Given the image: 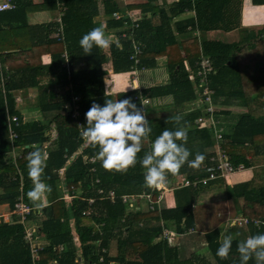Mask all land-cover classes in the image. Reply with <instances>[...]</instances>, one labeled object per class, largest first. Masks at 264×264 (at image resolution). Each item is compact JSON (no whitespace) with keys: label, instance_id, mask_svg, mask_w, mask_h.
Here are the masks:
<instances>
[{"label":"trees","instance_id":"16d2710c","mask_svg":"<svg viewBox=\"0 0 264 264\" xmlns=\"http://www.w3.org/2000/svg\"><path fill=\"white\" fill-rule=\"evenodd\" d=\"M64 1V41L46 39L54 34V25L31 27L27 22L30 13L55 8L56 0H45L41 4L33 0H17V9L0 12V61L8 67L7 72H0V205L9 204L14 210L17 203L24 202L32 207L27 226L30 222L35 224V236L41 235L47 242L33 252L26 239V225L1 221L0 264H194L190 258L182 259L187 248L183 239L195 226L197 198L201 190L212 186L211 182L197 188L175 189L177 205L174 209L154 207L151 210L145 199H142V205H136L140 198L152 191V187L143 183L144 170L139 161L122 171L105 170L98 159L94 163H85L77 156L72 161L82 138L77 121L65 105L71 103L74 96L79 97L80 121L86 126L85 112L92 103L103 105L105 99H116L105 95V63L112 60L114 71L120 73L156 68V59L165 57L168 81L144 90V96L151 95L153 100L170 97L175 107L185 108L187 104L199 103L200 95L208 88L213 93L216 109L211 115L205 105L199 103L193 111L179 115V122L175 118L161 120L155 129H151L147 139L142 140L141 149L150 150L152 140L164 128L183 127L187 137L178 143H184L189 150V159L197 152L203 153L204 160L208 159L216 141L211 131L216 127H199L197 120L203 117L223 129L224 142L232 138L243 148L245 144L264 137V27L258 32H249L248 29L239 32L243 0H179L170 6H166V2L156 6L158 0H147L144 4L129 7L140 9L139 20L126 17L103 23L104 32L116 30L117 41L110 43V55L105 48L96 46L85 53L78 41L91 28L102 24L94 21L100 14L98 0ZM102 2L106 14L121 11L117 0ZM253 2L264 5V0ZM189 13H192L191 17L175 22L178 17ZM65 46L69 64L83 60L86 69L74 71V66L70 65L71 76H68L63 56ZM135 46L143 49L138 57L139 65L130 59ZM44 52L51 54L50 65H42ZM19 60L24 63L20 64ZM205 60H209L212 70L206 75V81H202L198 72L203 71L200 64ZM46 75L52 76L48 82H44ZM122 76H115L119 86L118 78ZM106 83H111V77H106ZM66 85L69 89L57 95V86L64 89ZM26 89L40 91L38 109L43 119L25 123L17 110L14 93ZM132 99L133 96L130 98L133 102ZM135 104L143 111L141 103ZM238 104L247 112L234 113L232 108ZM232 124L231 131L229 126ZM54 128L56 138L51 136ZM45 145L41 179L48 186L46 191L50 202L47 205L32 202L25 196L32 184L27 175L26 154L35 148L42 151ZM235 146L226 147L231 154L227 160L233 170L225 176L220 171L214 183L225 182L240 164L249 168L250 163L257 162L256 152L249 160L235 154L238 148ZM12 149L17 153L13 158L9 156ZM96 151L89 144L83 153L95 158ZM261 164L255 170L253 181L226 187L229 199H244L242 216L248 219L249 229L241 233L243 239L264 233V163ZM200 165L193 168L185 163L176 172L168 173L165 180L169 179V183L177 188L183 180L201 179L205 174ZM91 168L95 170L91 172ZM62 178L68 186V198L62 195ZM99 187L104 189L103 193L99 192ZM112 189L116 191L114 200L109 196ZM122 193L136 198L134 203H123L121 197L125 194ZM158 194L157 190L152 192L155 201ZM165 228L174 231H171L172 236L171 233L169 237L164 235ZM177 238L181 240L176 241ZM222 239L219 230L205 235V247L216 264H239L236 245L241 239H233L227 258H220L216 249ZM113 241L117 242L116 257L108 253ZM131 254H135V258H130ZM248 264L254 262L250 259Z\"/></svg>","mask_w":264,"mask_h":264},{"label":"crops","instance_id":"0c3cea01","mask_svg":"<svg viewBox=\"0 0 264 264\" xmlns=\"http://www.w3.org/2000/svg\"><path fill=\"white\" fill-rule=\"evenodd\" d=\"M35 3L37 4H41L43 3L45 0H33ZM57 1V5L55 8L50 9V10H45L43 12H36V13H30L27 16V22L28 24L32 27V26H38V25H49L52 24L54 25L52 27V29H54V34L52 36L47 37L46 39H60L62 41L65 40V31H64V22L62 21V17L65 11V1L64 0H56ZM121 11L117 12L115 14H120L121 18H126L125 15H130L131 19L133 21H137L140 19V9H130V6H135V5H140V4H144L146 3L147 0H117ZM179 0H158L156 2V6L157 4L162 5L163 3L166 2V6H170L171 4H173L174 2H177ZM121 3V4H120ZM124 3V4H122ZM17 6H18V2H17ZM98 6H99V12L100 14L98 16H96L94 18V21L97 23H105L107 24V22L109 20H113V19H117L114 17L113 15H109L106 14L105 10H104V5L102 0H98ZM17 9V7L15 8ZM13 9V10H15ZM192 13L189 14H183L182 16L178 17L177 19H175L177 21L179 20H183V19H187L188 17H191ZM119 18V19H121ZM118 20V19H117ZM174 22V23H175ZM241 31L239 32H244V29H248L249 32H258L260 29H262L264 27V5L261 4H255L253 2V0H243V6H242V17H241ZM62 29V32H60V38H57L55 35L57 34V30ZM116 30H106L105 36L106 38L109 40V46L107 48H105V51L110 55L111 54V49H110V43H113L115 41H117V37H116ZM238 32V31H237ZM236 32V33H237ZM218 33V32H216ZM230 33H235V32H230ZM229 33V34H230ZM32 36V34H31ZM125 36V35H123ZM29 40L31 41L32 39L29 37ZM28 38L25 40V42L27 43ZM142 51L140 53V55L143 53V49L141 47H139ZM23 50L22 48H18L17 50ZM15 50V51H17ZM65 55H67L68 57V52H66V46H65V52H64V57ZM138 54V52H134V55L132 54L130 59L132 61H135L136 65H139L140 63V59L138 58L140 56ZM42 65H50L52 62V58H51V54L50 53H46L44 52L42 54ZM26 63L28 62V59H26ZM157 60V67H166L167 64V59L165 57H159L156 59ZM161 61L158 62V61ZM20 64L24 63L21 60ZM35 61V60H33ZM139 62V63H138ZM19 64V65H20ZM75 69H73L74 71H80V70H84L86 69V63L83 60H79L73 64ZM105 66V67H104ZM103 66L104 70H106L107 74L104 76L103 81H104V87L105 90L106 88L108 89L106 95L108 96H114L116 99H124V98H131L133 96V102H134V97L135 96H140L143 100L148 99L150 104L149 106H146L144 103H141L142 108H143V114L145 115L146 120L149 123V127L151 129H155L157 127L158 122H160L161 120H169V119H173L176 118L179 115H184L187 112H191L193 111V107L195 105H200L199 103L195 102L194 104H187L185 105V108L183 107H175L174 105V100L170 97H164V98H157V99H152L151 95L148 96H144V90H147L149 88L152 87H156L159 85H162V83H165L166 81H168V76H165L164 73L162 74L161 70L158 71L156 68H153L150 70L148 68H142L141 70H136L133 69L132 71L129 72H120V73H116L113 69V61L109 60L107 63H105ZM0 68H7V65L5 63H2L0 61ZM68 69V68H67ZM160 69V68H159ZM8 70V68H7ZM6 70V72H7ZM71 68L68 69V76L70 75L71 72ZM2 73L5 72V70L3 69L1 71ZM117 75H123L122 77H119V83L121 84V86H119L116 83V78L115 76ZM109 76L111 77V83L107 84L106 83V77ZM52 78V76L50 77V75H46V77L44 78V82H48V80ZM53 80H56V77L53 78ZM160 82V83H158ZM158 83V84H157ZM157 84V85H155ZM68 85H66V87L63 89L59 86H57V88L55 89L57 92V95H60L59 93L65 90H68L69 87L67 88ZM131 93H128V92ZM23 92H27L26 90H22V91H18L16 93H14L15 96V102H16V107L17 110H19L23 116V119L25 121V123H31L35 120H39V119H43L42 114L40 115L39 118H30V113L31 111L34 112H38V108L35 107H30L29 109H27L28 107H26V110L23 109L22 107H20V104H18L19 102L17 101V94L19 93H23ZM137 103V102H135ZM239 108H244L243 106L238 104L237 106H233L232 110H237ZM37 110V111H36ZM40 111V110H39ZM28 113L29 115H25L26 113ZM247 112L246 109L244 110V113ZM41 113V111H40ZM34 114V113H32ZM237 114V113H236ZM28 120H27V118ZM234 124V123H233ZM229 126V129L232 131V126ZM235 125V124H234ZM203 127H210V126H203ZM202 127V128H203ZM211 127H216L214 128V130H212V134L215 137L216 141L214 144V148H213V152L212 155L208 158L205 159L203 161V164L200 165V170H203V173L205 174V177L203 178H208L209 177V173H210V169L214 166H217V164H215L217 162V156H219L220 152L225 153L226 159L228 158L229 152H227L228 149H226V147H229L230 145H235V147H238L235 150V154L238 155H243L245 156L247 159L251 160L252 154L254 152H256V163H250L251 167L247 168L244 167L243 164H240L239 166H237V170L224 182V181H219V183H214L213 180H217V179H212L209 180V182H211V187L209 188H201L203 190H201L198 198H197V202L195 204V209H194V217H195V226L193 229H191L190 234L187 236V238H184V243H186L187 247L188 246H194L196 244L200 245L201 250L205 249L206 252H203L200 256L206 257L205 255H208L209 260L207 262H210V264H216V261L214 260V258H211L210 252L206 249L205 247V235L214 231V230H219L221 233H223L224 235H227L228 233H231L233 236V239H240L239 237H242L241 233L243 231H248V227H231L230 222L232 221L231 219L235 218L234 216L240 217L243 215V207H244V199H239V200H233V199H229L226 195V187L227 186H234L236 184H242V183H246V182H251L253 181L254 177H255V170H257V168H259V165H263L261 163H264V137L261 138H257L253 143H247L245 144V146L242 148V146H239V144H237L236 142H233L232 138L231 139H227L224 142V138H223V129L218 127V124H215V126H211ZM53 128V127H52ZM52 134L51 136H55V138L57 137L56 135V129L54 128V130L51 131ZM55 134V135H54ZM80 136V135H79ZM54 138V137H53ZM80 141V138H79ZM226 143V144H225ZM229 144V145H228ZM89 144L85 143L84 141H80V146L79 148H82L84 150V148H86ZM238 145V146H237ZM224 146V147H223ZM46 149L47 146H43L42 148V153L44 154V157H46ZM148 151L146 149H141V151L137 154V161H139L140 157L143 156V154ZM15 151L12 149V151L9 153V156H11V158H13V154ZM250 152V153H249ZM76 153V152H75ZM74 153V154H75ZM231 155V154H230ZM229 155V156H230ZM231 158V157H230ZM201 170V171H202ZM62 176L64 175L63 173H61ZM168 175V173H166V176ZM180 175H182L183 177H185V173H180ZM166 178V177H165ZM201 178V179H203ZM199 179V180H201ZM169 180V179H168ZM165 181V180H164ZM185 181V180H183ZM182 181V182H183ZM99 182V180L97 181ZM169 182H171L169 180ZM164 183V182H163ZM223 183L226 184V186H223ZM162 184V183H161ZM61 187H62V195L65 194V198H68V186L66 181L63 180L61 181ZM179 188H183V186H178L177 188L176 186H174V188L168 189L166 187H162V189H152L151 192H149V194H145V196H143L142 198L138 199L140 200L139 202L136 203V205L139 206V204H141L143 201L142 199H145L146 201V205H148L147 207H149V209L154 210L156 207L159 208V210L161 209H174L176 208V199H175V195H174V190L175 189H179ZM173 189V190H172ZM99 192L103 193L104 189L99 187ZM97 190V191H98ZM154 190H157L159 192L158 194V198L155 201L153 198V195H151V199L152 201L149 200V196L150 194H152V192ZM113 192V189L111 190ZM2 192V190L0 189V193ZM110 192V190H109ZM125 195H129L132 196L131 194H127V193H122ZM123 196V195H122ZM41 203H43L44 205L49 204L50 200L48 198V193L47 191L44 193L42 199L39 201ZM142 205V204H141ZM146 205L144 204V206L146 207ZM144 207V208H145ZM155 207V208H154ZM11 211V208L9 206V204H3L0 205V215H3L5 213H9ZM5 223H10V224H16L18 222H15L13 220H7L4 221ZM0 222H1V217H0ZM31 223H29V225L31 226ZM32 228L35 227L34 229V240L37 243L38 241L43 243L44 245H46V240L41 236V235H36L35 236V232H36V228L37 226L35 224L32 223ZM172 230L168 229H164V235L167 233L168 237H169V233H171L170 235L172 236ZM221 237H223V235H221ZM181 239L177 238L176 241H179ZM38 246V245H37ZM43 246V245H40ZM39 247V246H38ZM31 248L33 249L32 245ZM192 253V252H191ZM190 252H188L187 248H186V252L185 254L182 255V259H192L193 263L196 264L194 257L196 255H198L199 252L196 251L195 254H193L194 256H192L193 258L190 257ZM213 257V256H212ZM205 260V259H204Z\"/></svg>","mask_w":264,"mask_h":264},{"label":"clouds","instance_id":"9594fccd","mask_svg":"<svg viewBox=\"0 0 264 264\" xmlns=\"http://www.w3.org/2000/svg\"><path fill=\"white\" fill-rule=\"evenodd\" d=\"M82 50L88 53L93 46L107 48L109 40L104 33V25L99 24L84 33L78 41ZM108 89L105 90V95ZM86 126L80 127L79 135L85 143L97 149L95 158L105 170L122 171L137 163V154L141 151V142L147 139L151 132L149 123L142 110L129 98L105 99L103 105L92 103L85 112ZM176 121H180L177 116ZM187 133L183 127L173 130L164 128L139 159L143 168V183L146 187L159 186L163 183L166 173H174L185 163L196 168L204 160L203 153H195L189 159V150L182 141ZM27 175L32 184L25 196L32 202L40 201L48 190L41 179L44 170V154L35 148L26 154ZM39 204L36 207L39 208ZM234 225L235 220L231 221ZM223 235L222 242L216 249V255L227 258L233 236ZM236 252L239 254V264H248L250 259L254 264H264V233L249 235L237 242Z\"/></svg>","mask_w":264,"mask_h":264},{"label":"built area","instance_id":"2783aa9c","mask_svg":"<svg viewBox=\"0 0 264 264\" xmlns=\"http://www.w3.org/2000/svg\"><path fill=\"white\" fill-rule=\"evenodd\" d=\"M17 7V0H0V12L3 11H9V10H13ZM126 17H130V15H125ZM114 17L119 19L121 18L120 14H114ZM57 34L55 35L57 38H60V32H62V29L57 30ZM135 51L138 52V54L141 53V49L139 48V46H135ZM140 52V53H139ZM65 59H66V66L68 69H70V64H69V59L67 57V55H65ZM139 63V62H138ZM201 67H203V71L198 72L199 76L201 77L202 81H206V75L212 70V68L210 67V62L209 60H205L202 61L200 64ZM191 79H194V77H190ZM212 92L207 89L204 90V92L200 95L199 98V103L205 105V109L207 111V113L209 114H213L215 112V108H214V102L212 100ZM142 102V103H149V100H143L140 96H135L134 97V102ZM79 102V97L74 96L72 99L71 103H67L65 105V108L67 109V111H69V113H72V118L75 119L76 121H78L79 123L80 121V105L78 104ZM74 116V117H73ZM210 117V116H209ZM208 118V117H207ZM207 118L203 117V118H199L197 120V125L199 127H203L205 126L206 123H208L209 121H207ZM213 126H215V123L213 122ZM85 127V126H84ZM11 136L15 137V134L11 132ZM83 141V140H82ZM76 156H79L82 158V160L85 163H94L96 161V158L92 157H87V155H85L83 153V149L82 148H78L76 151ZM217 162L215 164H217V166H214L210 169V173H209V177L208 178H203L201 180L196 179V180H185L183 181L180 186H191L193 188H197L200 184L206 185L209 180L212 179H217L219 177V172L221 173L222 176L225 175H229L231 173L232 166L229 163V161L226 159L225 153L220 152L219 156H217ZM94 168H91V172L94 171ZM109 196L112 200H114L116 198V194L113 191H110ZM122 201L125 204L134 203V200L136 198L129 196V195H123L122 197ZM134 199V200H133ZM151 199V196H149V200ZM152 201V200H150ZM92 202V200H91ZM33 212V208L30 207L29 205L25 204L24 202H19L16 204L15 209L11 210L7 215L3 214L0 215V217L4 220H13L15 222L18 223H22L24 225L27 226V222H28V216ZM249 223L248 219L244 218L243 216L237 217L236 218V225L238 227H243V226H247ZM34 229L35 227H31V226H27L26 227V239L30 242V244L33 247V252L37 251V245H34V240H33V234H34ZM165 236L167 237L168 234L166 233ZM33 241V242H32Z\"/></svg>","mask_w":264,"mask_h":264},{"label":"rangeland","instance_id":"374dc122","mask_svg":"<svg viewBox=\"0 0 264 264\" xmlns=\"http://www.w3.org/2000/svg\"><path fill=\"white\" fill-rule=\"evenodd\" d=\"M121 4V3H120ZM122 4H124V3H122ZM219 33V32H218ZM216 39H218V38H216ZM158 62H160L161 63V61L159 60ZM105 67V66H104ZM8 68V67H7ZM7 68H3L5 71L7 70ZM160 68V69H159ZM2 68H0V72L3 70ZM158 71H160L161 69V72H162V74L164 73V75L165 76H168V73H167V71H166V68H163V67H157L156 68ZM158 83H160V82H158ZM157 83V84H158ZM157 84H155V85H157ZM164 84H166V82L165 83H162V85H164ZM125 92H128V91H125ZM40 91L38 90V89H27V92H23V93H19V94H17V101L19 102L18 104H20V107H22L23 109H25L26 110V107H28L27 109H29L30 107H35L36 106V108H38V99H39V96H40ZM128 93H131V92H128ZM136 102V101H135ZM137 103H142V102H137ZM145 105L146 106H149L150 104H148V103H145ZM235 106H237L238 107V105H235ZM150 107V106H149ZM214 108L216 109V107H215V105H214ZM244 108H239V109H237V110H233L234 111V113H237V114H241V113H244ZM37 111V110H36ZM26 113V112H25ZM32 113H34V114H32ZM25 115H29L28 113H26ZM40 115H41V113H40V111L38 110V112L36 113V112H34V111H31V113H30V118H32V117H34V118H39L40 117ZM74 117V116H73ZM27 118V117H26ZM27 120H28V118H27ZM205 125H207V126H212L213 125V122H208V123H206ZM85 125L82 123V122H78L77 121V127H78V129H79V131H80V127H84ZM56 134H57V131H56ZM55 135V134H54ZM54 138H55V136H53ZM14 151H16V150H14ZM12 154L14 155V156H17V153L16 152H12ZM13 156V157H14ZM77 156H76V153L71 157V160L72 161H74V160H76L75 158H76ZM166 187V188H168V189H171V188H174V186L175 185H173V184H170L169 183V181L168 180H165L164 181V183H162V184H159V186H152V189H162V187ZM173 190V189H172ZM152 194H150V196H151ZM145 206L143 205V208H144ZM8 213H5V215H7ZM235 218H233V219H231L232 221L233 220H235L236 221V218H237V216H234ZM3 219L1 218V221H2ZM4 221H7L6 219H4ZM230 224H231V227L233 226V227H237V225L236 224H232L231 222H230ZM31 226H32V223H31ZM243 227H245V226H243ZM242 228V227H241ZM241 240H243V238L242 237H239ZM34 245H38V246H40V245H44L43 243H41V242H35V240H34ZM187 250H188V252H192L191 254H190V257L191 258H193L192 256H194L193 254H195L196 253V251L197 252H199L198 253V255H196L195 257H194V260H195V262H196V264H210V262H207L208 260H209V258H208V255H205V256H207V258L206 257H201L200 255L203 253V252H206V250L205 249H202L201 250V248H200V245L199 244H196V245H192V246H188L187 247ZM108 253L112 256V257H116V256H118V249H117V242L116 241H113L112 242V244H111V247H110V249H109V251H108ZM211 255V254H210ZM130 258H135V254H131L130 255ZM211 258L213 259V257H212V255H211ZM205 259V260H204ZM84 264V263H83ZM111 264H117V263H111Z\"/></svg>","mask_w":264,"mask_h":264}]
</instances>
